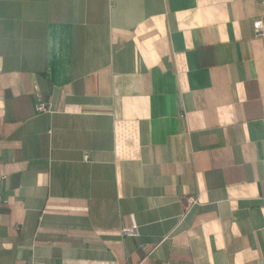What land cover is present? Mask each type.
Returning a JSON list of instances; mask_svg holds the SVG:
<instances>
[{"label":"crops","instance_id":"1","mask_svg":"<svg viewBox=\"0 0 264 264\" xmlns=\"http://www.w3.org/2000/svg\"><path fill=\"white\" fill-rule=\"evenodd\" d=\"M257 19L261 0H0V264H264Z\"/></svg>","mask_w":264,"mask_h":264},{"label":"built area","instance_id":"2","mask_svg":"<svg viewBox=\"0 0 264 264\" xmlns=\"http://www.w3.org/2000/svg\"><path fill=\"white\" fill-rule=\"evenodd\" d=\"M264 1V0H261ZM253 29L256 35H264V20L257 19L253 21ZM38 111H48L49 105L47 102H40L36 105ZM178 203L182 209L180 214V221H182L191 209L199 203L197 195H186L180 197ZM121 235H138V226L131 220L129 224H122L119 227Z\"/></svg>","mask_w":264,"mask_h":264}]
</instances>
